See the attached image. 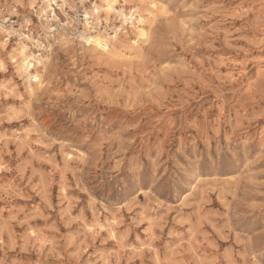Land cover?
Segmentation results:
<instances>
[{"label":"rangeland","instance_id":"1","mask_svg":"<svg viewBox=\"0 0 264 264\" xmlns=\"http://www.w3.org/2000/svg\"><path fill=\"white\" fill-rule=\"evenodd\" d=\"M29 1L0 0L45 58L29 93L0 45V264H264V0H149L130 57L42 46Z\"/></svg>","mask_w":264,"mask_h":264},{"label":"bare ground","instance_id":"2","mask_svg":"<svg viewBox=\"0 0 264 264\" xmlns=\"http://www.w3.org/2000/svg\"><path fill=\"white\" fill-rule=\"evenodd\" d=\"M50 1L51 0L29 1V7L32 10H36V12H39V17L37 18L40 22V27L43 28H46V23L44 22H48L47 19L50 13L54 14ZM81 1L84 3L86 0H81ZM38 2L43 3V6L42 5L39 6ZM132 2H135L137 6L133 10H127L126 7H128L129 4H132ZM161 10L162 9L159 6V4L149 0H133V1L132 0H96V2L93 5V10H91V15H90L91 19L97 21V24H99V21H101V16L104 15L106 20L105 22L109 24L110 22L109 20L114 16V18H116L119 21L120 26H116L112 28L111 29L112 34H109L107 31L94 30L95 28L93 29L94 31L91 32L90 31L91 27L89 26V24L87 25L84 24L85 34L83 33L84 35L81 36L80 40L85 44L91 45L93 49L99 51L102 54L116 55L117 51L120 50L119 52L122 57H126L128 55L130 57L133 51L135 52L136 50H139L141 48V45L147 41L148 32L151 27L152 21L156 18L155 17L156 14ZM1 15H2V9L0 8V17ZM129 29H131L134 32L135 37L130 41V48L129 51L127 52V49L122 48V45L120 49H118L117 44L120 42L121 36L124 37L127 36ZM2 30L3 31L1 32V34L2 33L9 34L6 29L2 28ZM48 33L49 31L46 30V35ZM19 36H20L18 38L19 42H17L13 47V49L9 51V58L11 64H13L17 69L16 71L23 74L24 77L26 78L25 82L28 83L27 90L29 93H32L34 88H38L43 85V81L40 76V72H41L40 68L42 67L44 68L45 58L36 57L30 54L31 50L26 42L31 40V42L34 44V42H36L35 38H33L32 36L29 37L25 35L24 36L19 35ZM48 37L50 36L48 35ZM66 40L67 39L65 37H61L57 42L58 43L65 42ZM0 45L2 48V53L7 52L10 45V39L8 37L2 39ZM33 64L35 65V67H33L34 69L32 68ZM4 69H5V63L2 57L0 56V70H4ZM33 71H35V73H33ZM3 169H4L3 163L0 160V172ZM95 227L89 225L88 228L94 231ZM102 229H104V226L103 225L99 226L98 224V230L101 231ZM114 230H111V232H109L111 233L113 238L114 236H116Z\"/></svg>","mask_w":264,"mask_h":264},{"label":"built area","instance_id":"3","mask_svg":"<svg viewBox=\"0 0 264 264\" xmlns=\"http://www.w3.org/2000/svg\"><path fill=\"white\" fill-rule=\"evenodd\" d=\"M50 2L54 14L50 13L47 19L48 22H44L49 31L47 35L50 37H47L45 40L46 44H42L43 46L59 38L60 34L79 40L85 34L84 24H89L91 30L94 28V30H104L106 28V23L103 19L97 24V21L92 20L90 17L96 0H87L84 3L81 0H51ZM12 11L13 14L0 17V33L3 31L2 28L6 29L9 33H3L4 39L8 37L11 41L18 39L19 35L32 36L37 39V32L33 29L32 25L26 24V22L23 23L24 17L22 18L19 14H15L18 13V6L15 5ZM34 18H36L37 24L40 25L35 15ZM42 33L46 35L44 31Z\"/></svg>","mask_w":264,"mask_h":264}]
</instances>
